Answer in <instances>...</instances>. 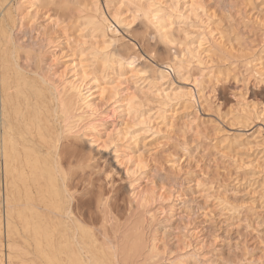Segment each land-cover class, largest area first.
Returning <instances> with one entry per match:
<instances>
[{
	"label": "rangeland",
	"instance_id": "374dc122",
	"mask_svg": "<svg viewBox=\"0 0 264 264\" xmlns=\"http://www.w3.org/2000/svg\"><path fill=\"white\" fill-rule=\"evenodd\" d=\"M143 1L163 8L179 1L180 11L194 5L173 26L191 50L179 75L166 66L179 49L160 43L126 2L11 1L15 9L23 2L12 30L20 56L31 51L50 74L70 78L78 69L89 82L97 78L85 137L54 142L69 208L100 243L106 232L127 251L142 238L143 249L134 259L120 255L119 264H264V0ZM87 18L102 23L99 31L90 33ZM102 60L109 68L100 72ZM159 90L175 94L165 108ZM130 98L139 120L126 115ZM26 138L46 152L35 135ZM161 219L169 238L156 230ZM154 239L160 258L149 261Z\"/></svg>",
	"mask_w": 264,
	"mask_h": 264
},
{
	"label": "bare ground",
	"instance_id": "6f19581e",
	"mask_svg": "<svg viewBox=\"0 0 264 264\" xmlns=\"http://www.w3.org/2000/svg\"><path fill=\"white\" fill-rule=\"evenodd\" d=\"M11 1L0 0V264H21L25 259L23 257L28 255L31 257L28 264H119L120 255L133 257L134 251L139 249L137 251L140 252L144 247L142 238L137 234L127 251L120 250L119 245L106 236V232L98 235L102 237H99L102 240L100 243L94 232L87 230L81 219L72 214L69 208L71 196L67 194L54 158L55 140L63 136L85 137L79 135L80 127L89 118L85 114L93 111L90 86L97 84V78L91 74L94 77L90 80L92 82L87 81L88 75L78 72V63L72 67L77 71L69 78L64 72L56 74L52 71L50 74V69L42 68L41 61L31 51L20 56L12 30L15 11L18 13L21 10L23 2H19L15 9V3ZM121 1L133 7L132 13L153 28L154 36L160 43L179 49L178 57L166 64L174 75H179L183 64L191 59V50L188 44L181 43L174 36L173 26L176 20L181 23L184 17L189 18L185 16V10L193 11L192 2L180 11L179 1L166 8L160 4L154 7L143 0ZM84 24L89 27L90 33L99 31L102 25L94 18H87ZM98 54L95 53L94 57ZM108 65L107 60L99 63L100 72ZM252 71L261 75V68L254 66ZM100 75L98 73V77ZM164 75L160 72L157 80H163ZM158 93L162 108L176 98L170 92L159 90ZM125 107L126 115L132 114L139 120L138 107L131 98L126 100ZM242 116L246 119L249 113L244 112ZM51 119L56 124L57 135L51 128ZM32 135L46 152L40 153L30 144L26 137ZM147 198L149 196L138 197L143 203V210H146ZM166 224L167 220L161 219L156 230L169 238L171 228ZM149 244V261L160 258L155 239Z\"/></svg>",
	"mask_w": 264,
	"mask_h": 264
},
{
	"label": "snow or ice",
	"instance_id": "6c2138e0",
	"mask_svg": "<svg viewBox=\"0 0 264 264\" xmlns=\"http://www.w3.org/2000/svg\"><path fill=\"white\" fill-rule=\"evenodd\" d=\"M66 171H65V176H68L71 172H72V170H73V164L72 163H68V164H66ZM109 179H111V176H109Z\"/></svg>",
	"mask_w": 264,
	"mask_h": 264
}]
</instances>
